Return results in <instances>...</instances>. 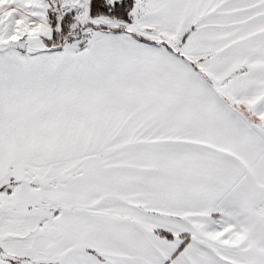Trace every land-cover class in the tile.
I'll list each match as a JSON object with an SVG mask.
<instances>
[{"label": "snow or ice", "instance_id": "6c2138e0", "mask_svg": "<svg viewBox=\"0 0 264 264\" xmlns=\"http://www.w3.org/2000/svg\"><path fill=\"white\" fill-rule=\"evenodd\" d=\"M0 264H264V0H0Z\"/></svg>", "mask_w": 264, "mask_h": 264}]
</instances>
